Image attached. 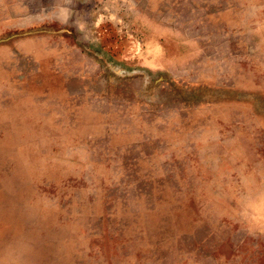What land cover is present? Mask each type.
<instances>
[{"label": "rangeland", "instance_id": "1", "mask_svg": "<svg viewBox=\"0 0 264 264\" xmlns=\"http://www.w3.org/2000/svg\"><path fill=\"white\" fill-rule=\"evenodd\" d=\"M0 264H264V0H0Z\"/></svg>", "mask_w": 264, "mask_h": 264}]
</instances>
